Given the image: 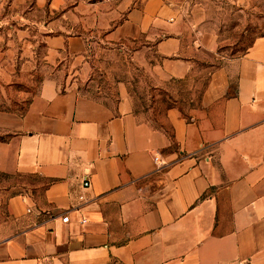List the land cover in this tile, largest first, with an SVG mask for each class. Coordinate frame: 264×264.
<instances>
[{"label": "crops", "instance_id": "crops-1", "mask_svg": "<svg viewBox=\"0 0 264 264\" xmlns=\"http://www.w3.org/2000/svg\"><path fill=\"white\" fill-rule=\"evenodd\" d=\"M152 17L147 2L130 18ZM156 49L170 77L204 51L181 32ZM168 115L171 134L124 94L109 106L51 78L22 114L0 111V171L45 179L39 197L9 196L0 264H264V33L211 71L188 119Z\"/></svg>", "mask_w": 264, "mask_h": 264}, {"label": "rangeland", "instance_id": "rangeland-1", "mask_svg": "<svg viewBox=\"0 0 264 264\" xmlns=\"http://www.w3.org/2000/svg\"><path fill=\"white\" fill-rule=\"evenodd\" d=\"M147 2L154 17L141 27L135 20ZM176 32L186 45L215 46L216 55L203 51L185 76H167L156 44ZM263 33L264 0H0V111L22 114L51 78L109 106L124 94L139 120L171 134L169 110L188 119L211 71ZM10 134L0 128V138ZM44 187L37 173L0 171V238L17 229L9 196L39 197Z\"/></svg>", "mask_w": 264, "mask_h": 264}, {"label": "built area", "instance_id": "built-area-1", "mask_svg": "<svg viewBox=\"0 0 264 264\" xmlns=\"http://www.w3.org/2000/svg\"><path fill=\"white\" fill-rule=\"evenodd\" d=\"M154 159H155V160H157V159H158V156H157V155H155V156H154ZM88 184H89V180H88L87 178H84V179H83V185H84V186H87ZM63 219H65V220H66V219H67V217H66V216H64V217H63Z\"/></svg>", "mask_w": 264, "mask_h": 264}, {"label": "trees", "instance_id": "trees-1", "mask_svg": "<svg viewBox=\"0 0 264 264\" xmlns=\"http://www.w3.org/2000/svg\"><path fill=\"white\" fill-rule=\"evenodd\" d=\"M0 110H7L6 108H2V107H0ZM9 110V109H8Z\"/></svg>", "mask_w": 264, "mask_h": 264}]
</instances>
